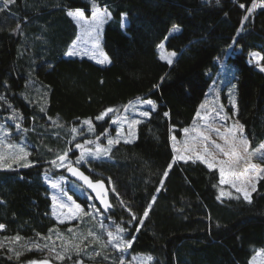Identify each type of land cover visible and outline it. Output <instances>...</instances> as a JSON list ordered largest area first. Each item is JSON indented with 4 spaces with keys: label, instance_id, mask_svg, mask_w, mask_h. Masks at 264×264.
<instances>
[{
    "label": "trees",
    "instance_id": "trees-1",
    "mask_svg": "<svg viewBox=\"0 0 264 264\" xmlns=\"http://www.w3.org/2000/svg\"><path fill=\"white\" fill-rule=\"evenodd\" d=\"M99 2L112 14L102 33V49L111 61L104 65L65 56L77 35L66 9H89L86 16H90L88 0H15L0 11V95L23 116L19 122L28 131L17 130L12 137L30 153L28 160L32 162L30 167L20 163L0 169V224L6 226L0 230V242L5 244L0 249V264H26L50 255L47 249L25 251L22 245L29 239L41 245L54 241L59 251L61 240L56 231L64 240L72 238L68 226L77 221L59 225L53 219L49 189L43 181L45 174L66 176V169L53 168L47 161L68 148L72 149L70 159L75 161L79 156L75 143L95 140L96 136L105 145L107 138L101 134L108 129V137L116 135L117 124L111 120L137 97L153 100L157 110L148 118L138 117L141 123L137 124L136 138L131 143L120 141L108 157L80 167L110 190L113 207L101 216L102 221L109 227L113 221L123 223L128 233L136 236L124 253L125 264H134V256L146 255L153 257L150 264H250L256 250L264 247V179L257 180L248 203L235 192L218 200L219 172L210 171L199 161H177L166 178L162 173L174 155L170 136L180 139L183 128L193 127L194 118L197 123L195 114L211 80L207 72L224 57L235 68L237 118L251 147L264 142V72L259 68L264 60L258 65L250 58L252 52L264 56V7H255L242 24L252 0ZM241 3L244 9L239 7ZM122 14H126L124 27ZM174 24L179 26L178 32H171ZM158 44H163L166 52L176 53L171 65L159 58ZM106 108L118 111L97 121L95 117ZM166 111L168 117L163 115ZM11 112L0 101V124L14 127ZM85 119L92 120L94 132H88ZM73 127L76 134L70 131ZM70 193L87 211L90 200L72 190ZM153 195V207L137 232L136 227L124 223L130 216L120 199L140 216ZM83 218L86 223L73 228L77 237L88 230L100 233L99 220ZM49 229L55 231L50 233ZM37 233L52 239L42 240ZM17 235L23 239L13 242L11 238ZM9 247L23 252L19 261L7 251ZM92 248L109 259L84 256V264H112L113 260L118 264L119 253L111 247L104 250L93 244Z\"/></svg>",
    "mask_w": 264,
    "mask_h": 264
},
{
    "label": "snow or ice",
    "instance_id": "snow-or-ice-1",
    "mask_svg": "<svg viewBox=\"0 0 264 264\" xmlns=\"http://www.w3.org/2000/svg\"><path fill=\"white\" fill-rule=\"evenodd\" d=\"M219 3V0H216ZM15 3V0H3V7L0 8V11H5L8 5ZM90 6L91 16H86V12L89 9L82 8H68L66 9V15L70 17L80 29L78 34L77 41L83 42V44L91 45L90 49H84L83 52L78 50L77 41H73V44L69 46L68 51L65 53L67 56H75L81 54H90V59H96L98 64L111 63L110 58L100 49L99 37L100 30L107 20L111 19V12L109 11L106 5L101 6L99 0H88ZM257 6L256 0H252V7L246 9V15L243 17L241 23L243 24L244 20L248 19V14H251L254 11V8ZM259 6L264 7V2ZM240 8L244 9L245 4L241 3ZM126 14H122V27L126 26L124 17ZM20 25L17 24V28ZM179 26L172 25L171 32H178ZM167 39V37L165 38ZM158 50H160L159 58L161 60H166L169 65L173 63V57L176 55L175 52L164 54L163 44L157 45ZM252 60L256 61L259 65L261 60H264V56L260 52L250 53ZM251 62V61H250ZM260 71L264 72V66L260 67ZM164 80V77H161V81ZM159 85H153V88H158ZM235 87V86H233ZM27 99V97H25ZM0 101H3L9 109H12L9 119L14 121L15 128L17 130H22L24 132L28 129H22V124L19 121L23 120V116L19 113L18 110L14 109L13 106L8 103L5 96L0 95ZM232 105L235 109V100L232 98ZM139 106V107H137ZM144 106H148L146 110H141ZM200 109H206L204 115H201ZM44 108L41 107L40 111L44 112ZM133 111L135 114H138L140 117H150L152 112L157 110V104L151 99H142L141 97L136 98V102H129L123 106V112L127 113ZM118 111L113 108H106L99 115L95 117L97 121L103 120L109 113ZM223 105L217 107L209 108L207 101L201 103L199 109L196 112V118L200 121H204L203 126H196V119L194 118V126L191 128L185 127L182 129V132L185 134V139L182 141V147H177V137L175 135L170 136L172 141V151L174 155L172 156V161L168 164L167 168L163 171L162 176L166 178L169 175V170L173 167V164L177 161H184L185 163L191 161L200 163L207 166L211 171L212 169H218L220 180V185H229L231 188L235 189L236 193H239L243 199L251 203V194L256 191V179H264V167L261 164L253 163V158L260 160L264 163V143L259 144L257 147H251L250 140L245 136L244 125L240 124L239 121H236L231 127H227L222 124L224 131H221L220 128H216L212 123L208 121V115L210 113H215V118H219V121H224L225 116H222ZM164 117H168L169 113L166 111L163 113ZM235 115V112H233ZM56 123V122H54ZM113 124H121V127L117 129V135L115 138L108 137V129H105V132L101 135L107 138V146L102 145L100 141V136H96L95 140H85L83 143H75L74 147L80 150L79 156L76 157L75 161L70 159L69 153L72 151L71 148H68L62 152L55 153L54 158L50 161H47L53 168L60 169L64 168L69 172L73 177H77L80 181L83 182L87 188L95 192V199H98L101 208L96 205H91L89 210L85 211L79 203H77L71 195L63 187V177L58 179H52L51 177L45 174V182L49 186L57 191V194L51 196L53 202V216L56 217L60 224L65 223L64 219H61L57 216L55 208L59 207L61 209L67 208L68 220L80 219L82 217H94V216H104V213L109 212L113 207L104 192V183L102 181L93 182L89 179L88 175H85L84 172L80 171V167L85 163H91L93 159H100L102 157H108L112 146L119 144L122 132H123V123H127L129 129V135H132V129L141 123V120L135 118H129L126 115H119L115 119L111 120ZM83 124L87 126L88 132H94V127L91 119H85ZM57 127H63V125L56 124ZM173 126H169V131H172ZM71 133L76 134L78 132L76 127H73ZM194 133V135H192ZM212 133H215L216 137L223 141V143H218L217 139L212 138ZM80 135H83V130H80ZM10 133L5 129L4 125H0V146L3 150H0V169L2 168H11L13 164L24 162L23 167H30L31 161L28 160L30 153L25 150V147L19 144H14L8 141V136ZM134 138V137H133ZM75 136H73V140ZM7 141V142H6ZM71 143V141H69ZM124 143H131V139H124ZM94 145V148L92 147ZM199 145V147H197ZM53 151L52 149H48ZM222 157V158H221ZM111 184V180L108 181ZM161 187L164 185V179L160 181ZM217 187V185H213ZM115 191V189H112ZM157 192L160 191V188L156 189ZM220 194L217 196V199L220 200L221 197H232V192H227L223 188L219 189ZM118 195V194H117ZM67 198L66 203L64 198ZM91 198V197H90ZM238 198V197H237ZM156 200V197L153 195L151 202L148 203L147 207L144 208L143 214L138 216L133 210L130 204H126L122 199H120L121 206L124 207L130 216V219L124 223L136 227L137 232H139L141 226L144 224L145 219L149 216V211L153 207V204ZM94 210V211H93ZM63 215V214H62ZM108 219H111L108 217ZM139 221L138 224L133 225L134 221ZM4 224H0V230L5 229ZM100 233L98 234L95 231L88 230L87 234H81L79 237L73 232L72 228L68 229L69 233H73L72 238L69 240H64L61 233L56 231L57 239L61 240L60 250H57V246L53 241L51 244L44 243L43 245L36 243L34 240L29 239L22 247L25 251H32L33 249L44 251L47 249L49 256L41 260H29L26 264H52L53 261H58L63 264L66 260H71L72 264H84L82 257L87 256L89 259L95 260L97 257H102L104 260H108L109 257L104 255L102 251L92 248V245H98L99 249L106 250L111 247L115 252L119 253L118 264H125L124 253L128 251L133 245L136 236L128 233V229L124 227L123 223H117L113 221V226L109 227L103 221L99 222ZM54 229H49V232L52 233ZM37 237H40L42 240H51V236L43 237L40 233L36 234ZM128 235H131V238H127ZM106 236V240L104 239ZM23 238L19 235L11 238L13 242H19ZM79 239V242L75 241ZM88 241V243H85ZM5 248V244L0 242V249ZM8 252L14 253L17 261L20 260V257L23 255V252L15 251L14 248L9 247ZM257 255H260L258 252ZM9 259H12V256H9ZM133 260H136L137 257H133ZM153 260L151 255L142 256L139 259V264H150ZM112 264H117V260H113ZM131 264V262H129Z\"/></svg>",
    "mask_w": 264,
    "mask_h": 264
},
{
    "label": "rangeland",
    "instance_id": "rangeland-1",
    "mask_svg": "<svg viewBox=\"0 0 264 264\" xmlns=\"http://www.w3.org/2000/svg\"><path fill=\"white\" fill-rule=\"evenodd\" d=\"M90 16H91V14H90ZM90 16H88V17H90ZM74 24L76 25L75 22H74ZM104 25L102 26V28L100 30V37H99L100 49L102 51H103V49H102L101 42H102V33H103ZM76 27H77V25H76ZM79 33H80V29L77 27V35H76V38L74 39V41H77V37H78ZM77 43H78V50H80L82 52H83L84 49H90L91 48L90 44L85 45V44H83L82 40L81 41H77ZM72 44H73V42H72ZM68 49H69V47H68ZM158 52H159V56H160V50H158ZM163 52H164V54L170 53V52H166L164 50V48H163ZM90 54L91 53L75 55V56H67V55H65V56L67 58H78V59L85 58V59L91 60V61L95 62L96 64H98L96 62V59H94V58L90 59L89 58ZM174 57H173V59H174ZM250 58H251V56H250ZM251 60H252V58H251ZM164 61H166V60H164ZM252 61L256 62L254 60H252ZM100 65H104V64H100ZM207 75L211 78V80H210L209 87H208V89L206 91V95H205V97H204V99H203V101L201 103H204V102L207 101L209 108H211V107H217L218 108L220 105H223V112L221 113V115L225 116L226 119L224 121H219V118H215L214 119L215 113H210L208 115V121L210 123H212L214 127L220 128L221 131H224V127H222V124L227 126V127H231L236 121H239L238 118H237V82H236L235 68H234L233 64L230 61H228L226 57H224L222 59H218L217 60L216 68L209 70L207 72ZM233 86H235V87H233ZM232 98H234V100H235V105H236L235 109L233 108V105H232ZM135 102L136 101H134V103ZM137 107H139V106H137ZM147 108H148V106H144V108L141 109V110H146ZM200 111H201V115H204L205 112H206V109H200ZM233 112H235V115H233ZM122 114L128 116L129 118L139 119L137 117L138 114H135L131 110L129 112H127V113H122ZM204 123H205L204 121H200L198 119V121L196 123V126H203ZM239 123H240V121H239ZM0 125H3V124H0ZM120 127H121V124H117V126L115 127V130L117 131V129L120 128ZM122 127H123V132H122V137H121L120 141L124 142V139H131L133 141L136 138V127H137V125L134 127V129L131 130L132 131V135L131 136L129 135V129H128L127 123H123ZM5 129H7L8 132L10 133V135L8 136V141H10L11 143H14V144L21 145V143H18L12 137V135L15 134V131L17 132V129L15 128V126L13 128L5 126ZM115 134L117 135V132ZM116 135L114 137H112V138H115ZM192 135H194V133ZM211 135H212L213 139H217L218 143H223V141L219 140L216 137L215 133H212ZM245 136L247 137L246 133H245ZM184 139H185V134L183 133L181 138L177 139V142H178L177 143V147H182V141ZM262 143H264V142H262ZM104 146H107V143ZM171 146H172V141H171ZM92 147L94 148V145H92ZM197 147H199V145H197ZM0 150H3L2 146H0ZM79 154H80V150H79ZM20 163L23 164L24 162H19V163H15V164H20ZM253 163L261 164L260 160H257L255 158H253ZM261 166L263 167L262 164H261ZM60 169H62V168H60ZM47 176L51 177L52 179H58L60 177H63L64 178L63 179V187L68 192L69 195L72 196V194L70 193V190H72V191H74V192H76L78 194H81V195L87 197L90 200V203H89V206H88V210H89L91 205H95L94 202H92V196L88 192H86L84 190V188L81 185H79L78 183H76L74 180H70L68 177L62 176V175L61 176H57V177H52L50 175H47ZM44 177H45V175L43 176V181H44L45 185L49 189V197H50V200H51V196L57 194V191L52 189L49 186V184L47 182H45ZM258 179L255 180V183L257 182ZM220 188H223L227 192H232V194H233V192H235V189L231 188L229 185H221ZM219 194H220V192H219ZM221 198H230V197H221ZM64 201L66 203H70V202L67 201L66 197L64 198ZM53 207H54L53 206V202L51 200V216L53 217V219L59 225H61L58 222V220L56 219V217L53 216V214H52L53 213ZM55 211H56L57 216H59L61 219L65 220V223H63V224H72L74 221H77V223L75 225H69L68 229L69 228L73 229L77 225H81V224H85L86 223L85 222L86 220L83 217L80 218V219L68 220L66 218L67 214H68V209L67 208L61 209L59 207H56ZM90 219L91 220L95 219V221L99 220V222L102 221L101 216L90 217ZM258 252L260 253V255H257ZM139 259H140V257H137L136 260H133L134 264H139ZM250 264H264V247L256 250L255 254L250 259Z\"/></svg>",
    "mask_w": 264,
    "mask_h": 264
},
{
    "label": "water",
    "instance_id": "water-1",
    "mask_svg": "<svg viewBox=\"0 0 264 264\" xmlns=\"http://www.w3.org/2000/svg\"><path fill=\"white\" fill-rule=\"evenodd\" d=\"M80 171H82V170H80ZM83 172V171H82ZM85 174V173H84ZM85 175H87V174H85ZM66 176L70 179V180H74L76 183H78L79 185H81L83 188H84V190L86 191V192H88L91 196H92V200L94 201V203L98 206V207H100L101 208V211H103V207H102V205H100V202H99V200L98 199H95V192H93L91 189H89V188H87V186L86 185H84L83 184V182L82 181H80L77 177H73L69 172H67L66 171ZM89 179H91L90 177H89ZM92 180V179H91ZM93 182H96V181H94V180H92ZM98 181H100V180H98ZM103 182V181H102ZM104 183V182H103ZM104 192L106 193V196H107V199H108V201H109V203H110V190L108 189V187L106 186V184L104 183ZM111 204V203H110ZM105 215L106 214H108V212L107 213H104Z\"/></svg>",
    "mask_w": 264,
    "mask_h": 264
},
{
    "label": "built area",
    "instance_id": "built-area-1",
    "mask_svg": "<svg viewBox=\"0 0 264 264\" xmlns=\"http://www.w3.org/2000/svg\"><path fill=\"white\" fill-rule=\"evenodd\" d=\"M256 3H257V6L256 7H258L259 6V3L261 4V0H256Z\"/></svg>",
    "mask_w": 264,
    "mask_h": 264
},
{
    "label": "crops",
    "instance_id": "crops-1",
    "mask_svg": "<svg viewBox=\"0 0 264 264\" xmlns=\"http://www.w3.org/2000/svg\"><path fill=\"white\" fill-rule=\"evenodd\" d=\"M106 64H107V63H106ZM137 117H139V115H138Z\"/></svg>",
    "mask_w": 264,
    "mask_h": 264
}]
</instances>
